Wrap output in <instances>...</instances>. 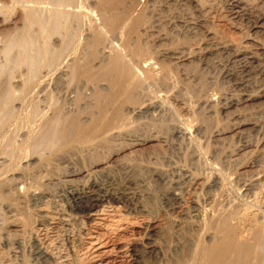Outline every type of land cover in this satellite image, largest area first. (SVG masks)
<instances>
[{"label": "bare ground", "instance_id": "6f19581e", "mask_svg": "<svg viewBox=\"0 0 264 264\" xmlns=\"http://www.w3.org/2000/svg\"><path fill=\"white\" fill-rule=\"evenodd\" d=\"M217 2L0 0V244L3 238L8 242L14 235L16 240L17 233L33 230L35 223H45L40 208L47 194L52 198L69 195L66 220L72 224L80 218L87 225L86 229L82 224L86 230L82 246L78 242L81 256L77 251H58L54 256L53 246L50 249L48 245V250L44 247L46 240L35 250L42 261L21 253L24 248L13 253L0 248V264H125V260L131 264H264V85L257 86L258 80L251 76L256 70L264 76V0H231L236 7L233 15L257 16L253 34H245L240 42L228 37L225 26L232 24L225 16L220 26H209L211 14H206ZM189 7L196 17H189L193 12ZM196 30L204 31L208 43L191 44L190 35ZM227 52L245 62L242 68L246 76L239 77L243 79L240 84L254 89L238 94L239 90L237 96L228 94L191 64L194 59L209 61ZM210 86L213 92L207 93ZM218 102L223 110L245 104L231 123L218 126L213 143L210 136V141L206 139L205 130L216 116ZM228 125L232 133L223 135ZM251 131L259 137H246L243 143L234 144L236 147L232 144V149L223 146L225 138ZM171 136L187 139L190 144L191 149L183 153L184 162L179 160L177 165L174 155L176 164L170 161L173 157L167 163V147L166 153L154 151L148 160L145 155L144 163L142 157L141 162H136L137 158L134 162L130 159L134 156L129 155L121 165L125 174L137 175L134 178L142 183L151 172L165 185L162 194L159 192L161 197L156 196L157 191L149 192V200L137 198L128 210L125 204L132 196L116 190L118 182L109 177L111 162L101 159L99 149L111 148L125 138L135 146L154 140L157 145L152 143L163 149L159 141H168ZM182 143L178 144L181 154ZM140 148L135 155L141 156ZM246 157L251 160L246 161ZM57 160H64L65 165ZM65 161L78 164L67 166ZM232 164L238 166L232 169ZM204 165L210 168L207 176L201 175ZM133 177L129 182H134ZM238 184L244 187L241 197L233 193ZM186 192L187 206L183 201ZM156 197L170 202L171 208L182 201L186 207L176 216L148 220L143 230L127 233L136 225L138 211L150 217L154 211L158 213L159 205L163 207L161 201L152 200ZM55 202L51 201V206L57 209ZM122 206L126 210L120 211ZM62 215L61 219L66 218ZM79 234L74 236L76 240ZM140 234L145 238L141 242Z\"/></svg>", "mask_w": 264, "mask_h": 264}, {"label": "rangeland", "instance_id": "374dc122", "mask_svg": "<svg viewBox=\"0 0 264 264\" xmlns=\"http://www.w3.org/2000/svg\"><path fill=\"white\" fill-rule=\"evenodd\" d=\"M224 1V2H223ZM230 1V2H229ZM218 3V4H217ZM214 6H213V8L211 9V10H209V12L206 14V15H208V14H211V15H208V19L210 20L209 22H208V24H209V26L211 27V28H214V27H216V26H220L219 24L221 23V22H223V18H227L228 19V22L229 23H231L232 25H231V27H229V25L230 24H228L227 26H225V29H226V31H227V35H228V37H230L232 40H234V41H237V42H240L241 40H243L244 38V35L245 34H253V32H254V30L256 29L254 26H255V24H256V21H257V16H256V14L255 13H253L251 16H248L247 14H241V15H238V16H235V14L233 15V13H232V10L234 11L235 9H236V7H233V4H232V2H231V0H218V2H217ZM221 3V4H220ZM229 5V6H228ZM219 6V7H218ZM219 8V9H218ZM235 8V9H234ZM190 9H191V11H190ZM214 9V10H213ZM189 11L190 12H192V13H189V17H196V12L194 11V9L192 8V7H189ZM211 11V12H210ZM224 11V12H223ZM213 13V14H212ZM218 13V14H217ZM195 14V15H194ZM217 14V15H216ZM227 14V15H226ZM215 15V16H214ZM220 15V16H219ZM233 15V17H231ZM214 16V17H213ZM222 16V17H221ZM225 16V17H224ZM229 16V17H228ZM252 16H253V18H252ZM217 20V21H216ZM237 21V22H236ZM219 23V24H218ZM236 23V24H235ZM218 24V25H217ZM252 24V25H251ZM213 25V26H212ZM239 25V26H238ZM232 26H234V27H237V28H234V27H232ZM238 27H239V29H238ZM229 29V30H228ZM242 29V30H241ZM246 29V30H245ZM199 31V32H198ZM241 31V32H240ZM250 31V32H249ZM190 38H192V39H190V42H191V44L193 45V46H201V45H204V44H206V43H208V40L209 39H207V36L205 35V33H204V31H201V30H196L195 32H193L191 35H190ZM202 39H203V41H202ZM264 39V38H263ZM201 42L203 43V44H201ZM199 43V44H198ZM224 55H219V56H217V57H212V59H210L209 61H206V60H204V59H194L193 60V62L191 63L192 65H195V66H197V67H199V69L201 70V71H203L204 73H205V75H209L207 78L208 79H214L213 81L216 83V85L215 86H217L218 88H220L221 90H223V91H225V92H232V94H234V95H236L237 96V93L239 92V90H240V92L238 93V94H240L241 92H247L248 90H252V89H254L255 87H245V86H243L242 84H240V82L243 80V79H241L240 80V78H244L246 75L245 74H243L244 73V71H243V65H244V61L243 60H240V59H238L237 60V58L236 57H234L233 56V54L231 55L230 53L228 54V52L227 53H223ZM229 56V57H228ZM231 56V57H230ZM213 58H215V59H213ZM221 58V59H220ZM233 58V59H232ZM217 59V60H216ZM218 60H220V61H218ZM199 61H200V63H199ZM211 61V62H210ZM216 61V62H215ZM240 61V62H239ZM208 62V63H207ZM222 63V64H221ZM201 66H200V65ZM205 64H207L206 66H205ZM212 64H213V66H212ZM218 64V65H217ZM225 64V65H224ZM237 64V65H236ZM202 65H204V66H202ZM232 65V66H231ZM234 65V66H233ZM212 67V68H211ZM239 67V68H238ZM231 68V69H230ZM203 69V70H202ZM210 69V70H209ZM222 69V70H221ZM228 69V70H227ZM207 70V71H206ZM238 70V71H237ZM241 71V72H240ZM213 72V73H212ZM232 73H233V75H232ZM236 73L238 74L237 76H236ZM255 73H257V74H255ZM210 74H211V76H210ZM214 74H215V76H214ZM235 74V75H234ZM241 74H243V75H241ZM253 74V75H252ZM252 74H251V76H254L257 80H258V83L256 84L257 86H258V84H259V86H263L264 85V76L262 75V74H260V73H258V70H256V72H252ZM217 75H218V77H217ZM231 75V76H230ZM263 76V77H262ZM235 79H234V78ZM240 77V78H239ZM235 80V81H234ZM240 80V81H239ZM219 81H220V83H219ZM263 81V82H262ZM218 82V83H217ZM235 83V84H234ZM263 83V84H262ZM239 85H242V86H239ZM214 86V87H215ZM237 86H238V88H237ZM212 89H211V88ZM210 87H208L207 89H206V92L207 93H210V92H213V86H210ZM235 87V88H234ZM244 87V88H243ZM216 88V87H215ZM246 88V89H245ZM210 89V90H209ZM227 89V90H226ZM230 89V90H229ZM236 90V91H235ZM238 91V92H237ZM228 94H231V93H228ZM221 102V101H220ZM220 102H218V105H220V106H217V113L215 114L216 116H215V118H212V119H210V121L211 122H209V124H208V126L207 127H209L208 129H206L205 130V135H206V139L208 138V136H210L208 139H210V140H212V142L213 141H215L214 139H216V137H218V135H216L217 134V131H216V129L217 128H219L223 123H229L230 121H232V116L233 115H237V114H241L242 112H240L244 107H243V104H245V103H239L238 105L236 104V105H231V106H228L229 107V109L228 108H226L227 109V111H226V109H224L223 110V108H221V103H223V101L220 103ZM242 104V105H241ZM238 106H239V108H238ZM240 106L241 107H243V108H240ZM220 108V109H219ZM230 108H231V110H230ZM235 108V109H234ZM238 108V109H237ZM234 109V110H233ZM222 110V112H221V116H219L220 115V111ZM230 110V111H229ZM225 111V112H224ZM234 111V112H233ZM238 111V112H237ZM218 112H219V114H218ZM233 112V114H231ZM230 114V115H227V114ZM217 116H218V119H217ZM228 116V117H227ZM221 118V119H220ZM224 118V120H222ZM231 119V120H227V119ZM219 119H220V121H219ZM228 121V122H226V121ZM212 121L214 122V123H212ZM215 121H219V123H217V122H215ZM222 121H224V122H222ZM220 122H221V124H220ZM231 123V122H230ZM211 124V125H210ZM214 124H215V126H214ZM217 124V125H216ZM212 126L211 128H210V126ZM219 126V127H218ZM229 126L230 125H228V128L226 127V130L224 129V133H223V135L226 133V134H228L229 132L230 133H232V131H231V126H230V129H229ZM216 127V128H215ZM215 130H214V129ZM228 129V130H227ZM211 130H214V133L211 131ZM210 131V132H209ZM197 132V130H193V133H196ZM208 132V133H207ZM215 132H216V134H215ZM253 133V134H250V135H248L249 133ZM251 132H249L248 134L247 133H244V138H243V136H238V135H234V136H236V137H238V138H236V137H232V138H230V139H228V138H225L223 141H222V143H223V146H224V144H225V146L226 147H228V146H230L229 148H231V146H232V144H233V146H237V145H239V144H241V143H243L245 140H246V137H247V139H253L252 137H254V135H255V138H256V136H258L259 137V134L257 133V132H254V131H251ZM212 133H213V136H212ZM229 133V134H230ZM255 133V134H254ZM225 134V135H226ZM222 136V135H221ZM250 136H252V137H250ZM179 136H177V137H175L174 136V139H171V138H173V136H171V137H169L168 138V141L165 139V141H164V139H162V140H160L159 141V143H161V145L160 146H162V148L163 149H161L160 147L159 148H157L158 146H156L157 145V143H156V141L154 142V140H149L147 143H146V145H149V146H146L145 145V143L144 144H137L136 146H137V148H136V146L134 145V143H133V141L131 140V139H127V138H125V139H123L121 142H119V140H118V144L116 145V144H114L113 146H111V148L110 147H103V148H100L99 149V153L101 152L100 150L102 149V153H100L101 154V159H103L104 161H108V163L109 162H111V165H112V167H111V169L109 170V173H110V175H109V177L112 179V180H110V181H112V182H114L115 184H116V181L118 182L116 185H119V187L118 188H116V190L117 191H119V192H127L128 193V195L131 197L130 198V201L128 200L126 203L127 204H125V205H127L126 207L128 208V210H131V208H133V204L135 203V202H137L138 200H137V198L140 200V199H142V200H144L145 201V198L146 199H148V194H149V192H156L157 194H156V196L159 194V192H161V194H162V192H163V187L165 186L164 184H163V182L161 181V179H159V177L157 176L156 177V175L154 174V173H151V172H149L148 174H146V177H147V179H146V181H145V183H142V182H140V181H138V179H135L134 177H137V175H135L134 174V177L133 176H131V177H133L134 179V184L133 183H131V182H129L130 180H131V177L130 176H128V174L126 173H124V171L122 170V167H121V165L124 163V161H126V159L128 160L129 158H130V156L129 155H131V156H134L133 158L131 157L130 159L132 160V161H134L133 159H135L136 160V158H137V160H136V162H139L140 160H141V158L140 157H142V159H143V157L145 156V155H147V157L145 156L144 158H146L147 160L149 159L148 157L152 154V153H154V151H159V150H161V151H163L164 153H166L167 152V147H168V151L169 152H167L166 153V157H168L167 159H168V161H167V163L169 162V160H170V158H172L173 157V159H171L170 161L171 162H173V164H176V162L177 161H179L180 163H181V161H183L184 162V154H185V152L186 151H189L190 149H191V147H190V144L189 143H187L188 141H186L185 139H183V138H181V137H179ZM257 137V138H258ZM176 138H178V139H176ZM213 138V139H212ZM243 138V139H242ZM256 138V139H257ZM169 139H171V141H173V143L174 144H172V142L169 140ZM207 139V140H208ZM132 142V143H130V141ZM177 140V141H176ZM179 140H182L181 142L179 141ZM186 142H185V141ZM210 140H208V141H210ZM229 140V141H228ZM232 140V142L230 143V141ZM235 140V141H234ZM243 140V141H242ZM255 140V139H254ZM124 141H127V142H129V144L127 143L126 144V142H124ZM162 141H164V142H162ZM169 141L171 142V144L169 143ZM179 141V142H178ZM233 141H234V143H233ZM156 143V145L155 144H153V143ZM184 144H183V143ZM211 142V143H212ZM235 142H237V143H235ZM239 142V143H238ZM119 143H121V145L119 144ZM151 143H152V146H151ZM167 143H169V146H168V144ZM182 143V145L183 146H181V149H182V154L180 153L181 152V150H178L179 149V147H180V145H178V144H181ZM214 143V142H213ZM221 143V142H220ZM221 143V144H222ZM227 143V144H226ZM125 144V145H124ZM166 144V145H165ZM234 144H237V145H234ZM125 147H124V146ZM172 145V146H171ZM186 145H188V146H186ZM228 145V146H227ZM119 146V147H118ZM127 146V147H126ZM145 146H146V148H145ZM150 146H151V148H150ZM155 146H156V148H155ZM166 146V147H165ZM178 146V147H177ZM115 147V148H114ZM121 147V148H120ZM132 147V148H131ZM133 147L134 148H136V150L135 149H133ZM139 147H141L140 149L141 150H144V151H141L140 149L138 150L139 152H138V154L140 153V152H142V154L140 153V155L141 156H139V155H135V154H137V149L139 148ZM144 147V148H143ZM169 147H170V149H169ZM175 149H174V148ZM235 147H232V148H235ZM105 148V149H104ZM109 149L110 148V151L109 150H106V149ZM118 148H120V149H118ZM152 148H154V150L152 149ZM173 148V149H172ZM187 148H190V149H187ZM231 148V149H232ZM104 149V150H103ZM114 149H118V151L117 150H115L114 151ZM126 150L127 151V153H126V151L124 152V150ZM129 149V150H128ZM157 149V150H156ZM187 149V150H186ZM106 150V151H105ZM130 150H133V152L135 151L136 153H133L132 151H130ZM166 150V151H165ZM174 150H177V151H175L174 152ZM109 151V152H108ZM113 151V152H112ZM130 151V152H129ZM152 151V152H151ZM180 151V152H179ZM103 152H105V154H106V156L104 155V153ZM124 152V153H123ZM133 154H132V153ZM144 152V153H143ZM146 152V153H145ZM173 152V153H172ZM179 154V156H178V154ZM184 153V154H183ZM122 154H124V160H123V162L121 163V161H122ZM128 155V156H125V155ZM144 154V155H143ZM143 155V156H142ZM174 155H175V160H176V162H175V160H174ZM181 155V156H180ZM105 156V157H104ZM170 156V157H169ZM121 157V158H120ZM126 157V158H125ZM106 159V160H105ZM109 159H111V160H109ZM140 159V160H139ZM251 160V158L249 157H246V161L247 160ZM113 160V161H112ZM131 160H129V161H131ZM174 160V161H173ZM58 161V160H57ZM64 162V160H59L57 163H59L60 162V165H61V162ZM144 161H146L145 159H143L142 160V163H144ZM243 161H245V158L243 159ZM62 162V165H65L64 163ZM67 161H65V163H66ZM135 162V161H134ZM141 162V161H140ZM175 162V163H174ZM179 162H177V165L179 164ZM68 163V164H67ZM66 163V165L67 166H72L74 163L75 164H78L77 162H72L71 164L69 163V162H67ZM238 164V163H237ZM235 165V164H232L233 165V168L231 167L232 165H230V169L232 168V169H234V168H236L238 165ZM182 165V164H181ZM87 167V166H86ZM168 167H170L169 165H168ZM206 167V168H205ZM208 167V168H207ZM230 169H227V170H230ZM231 169V170H232ZM169 170H171V168H169ZM206 170H207V172H206ZM202 172H201V175H203V176H207L208 174H209V172H210V168H209V165H204V167L202 168V170H201ZM125 175H124V174ZM206 173V174H205ZM150 174H151V176H150ZM126 175H127V177H126ZM172 174H170V176H171ZM126 178H125V177ZM149 176V177H148ZM232 176V175H231ZM171 177H173V176H171ZM152 178H154V179H152ZM156 178V179H155ZM116 181H115V180ZM127 179V180H126ZM128 179H130V180H128ZM158 179V180H157ZM120 180V181H119ZM125 180V181H124ZM150 180V181H149ZM155 182H154V181ZM135 181L136 182H138L140 185H141V187L139 186V185H137L136 183H135ZM152 181V182H151ZM127 184H126V183ZM149 182V183H148ZM158 182V184H156ZM108 183L110 184V182L109 181H106V184L108 185ZM122 184V186L123 185H125L124 187H122L121 186V184ZM130 183V184H129ZM151 183H154L153 185L151 184ZM162 183V185L161 186H159V184H161ZM133 184V185H132ZM145 184V185H144ZM127 185V186H126ZM135 185H137L136 187L138 188V190H136L137 188H135L134 186ZM143 185V186H142ZM150 185V186H149ZM151 185H152V188H150V189H152V190H149V187H151ZM155 185H157V186H155ZM164 185V186H163ZM149 186V187H148ZM126 187V188H125ZM144 187V188H143ZM146 187V188H145ZM158 187H160V188H157ZM162 187V188H161ZM122 190H121V189ZM135 188V189H134ZM141 188H143V190L141 189ZM154 188H155V190H154ZM127 189V190H126ZM144 189H145V191H146V189L148 190V191H144ZM157 189V190H156ZM159 189H160V191H159ZM244 189V187H242V185H235V187H234V190H233V193L236 195V196H242L243 194H242V192L244 191L243 190ZM135 190H136V192H135ZM131 191V192H130ZM141 191H143V192H141ZM188 191V190H187ZM139 192V194H137ZM143 193V194H142ZM147 193V194H146ZM242 195H241V194ZM244 193V192H243ZM133 194V195H132ZM136 194H137V196H136ZM140 194H142L141 196H140ZM161 194H159L158 196L159 197H161L160 195ZM189 193L188 192H186L185 194H184V200L183 201H185V203H186V206H187V204H188V199H189ZM48 196V197H47ZM63 196V197H62ZM61 197H55V198H52L51 196H49L48 194L47 195H45L44 197L45 198H43L42 199V201L43 200H45V201H41L43 204H44V202H45V204L43 205L42 204V206L41 207H43V208H40V209H42V213L44 212V214H45V223L43 224V225H41V224H37V223H35L33 226H35L34 227V232H33V230L31 229L29 232H27V233H24V234H22V233H17L16 234V240H17V243L20 245H18L17 243H16V240H14L15 239V236L13 235V240H10V241H13V243H9L10 241H6V239H4L3 238V242L1 241V244H0V248H6V250H11L10 252L11 253H13V251L14 250H19V251H21L23 248V250L21 251V253H24V254H27L28 253V257L29 258H32L33 260H40V259H38L35 255H36V253H35V250L37 249L36 247H37V245H39L40 244V242H41V244L40 245H43L44 246V244L43 243H45L46 242V240H48V242H46V244H45V248L48 250V248H52V246H53V248H52V250L53 249H55V250H53V253H52V255H54V256H56L55 254L57 253L58 254V251H60L62 254H65L67 251L68 252H70V253H72L73 254V252L75 253L76 251L78 252V250L81 248V246H82V242L80 241L82 238H83V236H84V233L86 232V230H85V228L87 229V225H85L84 224V222L82 223V221L80 220V218H78V220H79V222L81 223H79L78 221H76V222H74L73 221V225H75V226H72V224H71V222L72 221H68V220H66L67 219V215H68V213H69V206H68V204H69V202H67V201H70L71 199H70V196L69 195H67V194H64V195H62ZM67 196V197H66ZM134 196V197H133ZM154 196V195H153ZM157 196V197H158ZM188 198H187V197ZM66 197V198H65ZM141 197V198H140ZM144 199H143V198ZM156 197V198H157ZM50 198V199H49ZM52 198V199H51ZM57 198V199H56ZM65 198V199H64ZM133 198H135V199H133ZM156 198H154V199H152V200H154L156 203H158V201H159V204H160V201H161V204L163 205V207H160L161 205H157L158 206V211L156 210V212H158V213H155V211L153 212V213H151V216L149 217V215L150 214H147L145 211H143V212H140V211H138V214L136 213L135 215L137 216V223H136V225H134V226H131V228L129 227V229H128V231L126 230V232L127 233H130L131 232V229H137V230H143V228H144V224H146L145 222H148V220H153V219H156V220H162V218L163 219H165V218H169V216L170 217H172V215H174V216H176V215H178L179 214V212H181V210L184 208V207H186L185 205L183 206V204H184V202L182 201V203H180L179 205H177V206H174L173 208H171L172 206L169 204L170 202H168L167 201V203H166V200L164 199V198H161V200L160 199H156ZM56 199V200H55ZM69 199V200H68ZM187 199V200H186ZM131 200H133V201H131ZM137 200V201H136ZM149 200V199H148ZM51 201H53V202H55V201H57V202H55L54 203V205L56 204V206H57V209L56 208H52V206H51ZM147 201V200H146ZM163 201V202H162ZM48 202H50L49 203V205H47V203ZM64 202H65V204H64ZM111 202H115V201H111ZM150 202H151V200H150ZM117 202H115L114 204H116ZM166 203V204H165ZM58 204H60V205H58ZM130 204V205H129ZM182 204V205H181ZM61 205L63 206L62 208H59L58 209V206L59 207H61ZM39 206V207H40ZM50 206V207H49ZM167 206V207H166ZM177 207V208H176ZM63 208L64 209H66L65 211H63ZM180 210H179V209ZM54 209H56V211L54 210ZM124 209L126 210V208H125V206H124V208H123V206H122V208L121 207H119V210L121 211V210H123L124 211ZM163 211H162V210ZM167 209V210H166ZM169 209V210H168ZM174 209V210H173ZM46 210V211H45ZM52 210V211H51ZM58 210V211H57ZM62 210V211H61ZM167 212H166V211ZM171 210V211H170ZM178 212L177 214H175L176 213V211ZM179 210V211H178ZM165 211V212H164ZM174 211V212H173ZM59 212V213H58ZM65 212V213H64ZM68 212V213H67ZM133 213H134V211H132ZM131 212V213H132ZM171 212V213H170ZM57 213L59 214V215H57ZM64 214V215H62V218L63 217H66V218H63V219H61V214ZM139 213H141V214H139ZM144 213V214H143ZM156 214V216H155V214ZM160 213V214H159ZM163 213H165V214H163V215H166L167 213V215H168V217H167V215L166 216H163L162 214ZM51 214V215H50ZM66 214V215H65ZM153 214V215H152ZM170 214V215H169ZM48 215V216H47ZM139 215V216H138ZM146 217H145V216ZM158 215H160V217L158 216ZM46 216H47V218H46ZM144 218H142V217ZM173 216V217H174ZM59 217V218H58ZM156 217H158V218H156ZM145 218H147L146 220H145ZM48 219V220H47ZM47 221V222H46ZM69 223H67V222ZM139 221V222H138ZM140 221H142L143 222V224L140 222ZM162 221H164V220H162ZM0 223H1V220H0ZM77 223V224H76ZM139 223H141V226H140V224ZM49 224H51V225H49ZM61 224V225H60ZM80 224V225H79ZM82 224H83V226H86L85 228L82 226ZM139 224V225H138ZM37 225H38V227H37ZM46 225V226H45ZM49 225V226H48ZM58 225V226H57ZM63 225H64V227H63ZM77 225H79V226H77ZM53 226V227H52ZM80 226H81V228H80ZM49 227V228H48ZM74 227V228H73ZM77 227V228H76ZM78 227H79V229L81 230H78ZM141 227H143V228H141ZM33 228V227H32ZM36 228L38 229L37 231H36ZM61 228V229H60ZM68 228V229H67ZM72 228V229H71ZM64 229V230H63ZM71 229V230H70ZM5 230H7V228L5 229ZM5 230H3L2 231V233H5L6 232V234H7V231H5ZM56 230H58V231H56ZM84 230H85V232H84ZM36 231V232H35ZM39 231V232H38ZM72 231H73V233H72ZM80 232V234H79V232ZM46 232V233H45ZM56 232V233H55ZM60 232V233H59ZM62 232V233H61ZM57 234L58 236H59V234H60V236H59V238L55 235V234ZM59 233V234H58ZM68 233V234H67ZM21 235V237H19L20 235ZM30 234V235H29ZM35 234H37V236L35 237ZM45 234V235H44ZM49 234L51 235L50 237H48L49 236ZM77 234H79V240L77 239L76 240V238L75 237H77L78 235ZM4 235V234H3ZM18 235V236H17ZM53 235V236H52ZM66 235H68L67 237H66ZM83 235V236H82ZM141 235V234H140ZM139 235V237H138V241H142L143 239L145 240V238H144V236L142 237V235L140 236ZM29 236H31V237H29ZM32 236L34 237V238H32ZM39 236V237H38ZM65 236V237H64ZM75 236V237H74ZM28 237H29V239L30 238H32V242L28 239ZM41 237V238H40ZM45 237V238H44ZM51 237H53V240L52 239H50ZM62 237V238H61ZM21 238V239H20ZM25 238H27L28 240V242L26 241V239ZM37 238V242H36V239ZM67 238V239H66ZM78 238V237H77ZM143 238V239H142ZM23 239H25V240H23ZM39 239H41V240H39ZM52 241H50V240ZM55 239V240H54ZM59 239H63V241H61L60 242V240ZM65 239H66V241H65ZM69 239V240H68ZM140 239V240H139ZM20 240V241H19ZM22 241L24 242H26L28 245H25L24 243H22ZM58 241L60 242L59 244H58ZM65 241V242H64ZM77 242V247H76V242ZM80 241V242H79ZM83 241V240H82ZM5 242V243H4ZM21 244H20V243ZM53 244H51V243ZM75 244H74V243ZM78 242H79V244L81 243V246L80 245H78ZM6 244V245H4V244ZM30 243H31V245H30ZM66 243V244H65ZM4 246H3V245ZM17 244V245H16ZM23 244V245H22ZM61 244H63V247H62V245ZM69 244V245H68ZM9 245H11V246H9ZM15 245V246H14ZM32 245H34V246H32ZM36 245V246H35ZM48 245H50V246H48ZM57 245H59L58 247H57ZM75 245V246H74ZM3 246V247H2ZM7 246H9V247H7ZM19 246V247H18ZM27 246V247H26ZM32 246V247H31ZM47 246H48V248H47ZM60 246H61V249H60ZM68 246V247H67ZM70 246H71V248H70ZM79 246H80V248H79ZM18 249H17V248ZM64 247H66V248H64ZM20 248V249H19ZM60 249V250H58V249ZM63 248L65 249V250H63ZM74 248H78V249H74ZM27 249V251H25ZM49 249V251H50V253L52 252V250H50ZM1 250V249H0ZM63 250V251H62ZM57 251V252H56ZM72 251V252H71ZM27 252V253H26ZM30 252V253H29ZM76 252V253H77ZM34 254V256H33V254ZM78 254L80 255L81 253H79L78 252ZM32 255V256H31ZM81 256V255H80ZM54 259V258H53ZM40 261H42V259L40 260ZM53 261L54 260H52V263H53ZM56 262V261H55ZM128 262V263H127ZM41 264H44V262H40ZM124 263L125 264H131V262H129L128 260L126 261H124Z\"/></svg>", "mask_w": 264, "mask_h": 264}]
</instances>
